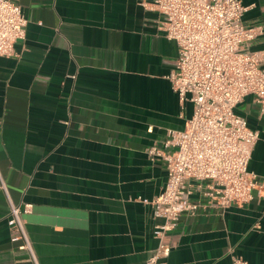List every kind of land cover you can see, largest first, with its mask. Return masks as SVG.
<instances>
[{
    "label": "crops",
    "instance_id": "0c3cea01",
    "mask_svg": "<svg viewBox=\"0 0 264 264\" xmlns=\"http://www.w3.org/2000/svg\"><path fill=\"white\" fill-rule=\"evenodd\" d=\"M11 1L27 24L0 56V264H30L9 239V201L31 205L38 264H146L162 220L137 199L158 196L167 170L145 150L192 115L171 87L177 47L163 17L141 6L152 0ZM239 1L242 23L264 27V0ZM248 48L264 53V35ZM234 112L258 133L247 171L260 193L223 209L203 195L209 181H190L196 209L166 234V264H264V115L251 95Z\"/></svg>",
    "mask_w": 264,
    "mask_h": 264
},
{
    "label": "built area",
    "instance_id": "2783aa9c",
    "mask_svg": "<svg viewBox=\"0 0 264 264\" xmlns=\"http://www.w3.org/2000/svg\"><path fill=\"white\" fill-rule=\"evenodd\" d=\"M141 6L163 17L158 29L177 47L171 87L181 105L192 104L182 131L168 130L160 148L145 150L150 161L166 165L163 191L151 200L137 199L162 220L153 231L157 246L146 264H166L172 249L166 234L182 213L196 209L189 202L190 181H209L203 195L223 209L245 205L253 191L260 193L255 175L247 171L258 133L234 109L251 95L264 115V53L248 48L264 35V27L242 23L247 8L239 0H152ZM26 24L18 4L0 0L1 57L13 55L14 44L25 38ZM0 188L6 193L1 179ZM30 209L31 205L9 201L6 224L10 241L27 252L30 264H38L23 218ZM232 264L247 262L234 256Z\"/></svg>",
    "mask_w": 264,
    "mask_h": 264
}]
</instances>
